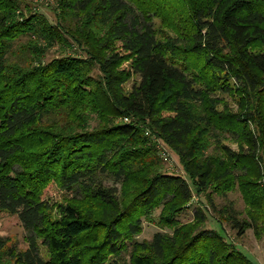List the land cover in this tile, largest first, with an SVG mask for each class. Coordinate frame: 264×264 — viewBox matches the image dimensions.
<instances>
[{
    "label": "trees",
    "instance_id": "obj_1",
    "mask_svg": "<svg viewBox=\"0 0 264 264\" xmlns=\"http://www.w3.org/2000/svg\"><path fill=\"white\" fill-rule=\"evenodd\" d=\"M55 11L51 23L0 0V212L27 243L0 236V264H254L205 226L203 206L177 216L203 194L237 236L264 228V0H56ZM50 184L60 200L43 197ZM235 190L243 212L215 203ZM158 207L171 232L138 241Z\"/></svg>",
    "mask_w": 264,
    "mask_h": 264
},
{
    "label": "rangeland",
    "instance_id": "obj_2",
    "mask_svg": "<svg viewBox=\"0 0 264 264\" xmlns=\"http://www.w3.org/2000/svg\"><path fill=\"white\" fill-rule=\"evenodd\" d=\"M30 3V6L46 16V18L51 22L56 21V0H26ZM155 26L161 28V22L159 19H155ZM68 53H73L67 51ZM77 53V52H76ZM80 53V52H78ZM61 49L55 45L47 50L44 59L45 61L50 60L55 56L61 55ZM97 72V71H96ZM226 101L230 106L235 108L234 101L225 96ZM95 122H92L94 124ZM225 143L231 148L236 149V143L226 140ZM161 148V147H160ZM164 160V170L168 172L180 173L181 169L177 162L176 156L168 149H166V157ZM264 184V182H263ZM61 190L57 188L54 184H50L44 191L43 197L52 200L61 199ZM231 200L234 203L236 209L244 211L245 203L239 191H230L226 197L215 196L214 201L217 205L224 204L226 201ZM203 206L206 211L207 220L205 226L207 228H213L218 230L222 236L228 241L232 242L243 254L246 255L254 264H264V228L260 234H255L252 228L247 229L243 236H237L236 230L231 229L230 225L226 224L224 221H220L219 215L214 213L211 208L206 203L205 196L194 195L191 203L185 208L178 216V220L182 223L192 220L193 211L195 207ZM160 212V207L154 209L150 213V217L153 219L152 222L142 219V230L135 236L138 241L143 239H150L155 232L167 231L171 232L168 228H160L156 224L157 216ZM241 217H245L242 213ZM25 230L17 218L16 215H10L5 212H0V236L7 239V246H13L18 250H23L27 247L25 241ZM43 251V250H42ZM44 255V252H42Z\"/></svg>",
    "mask_w": 264,
    "mask_h": 264
},
{
    "label": "built area",
    "instance_id": "obj_3",
    "mask_svg": "<svg viewBox=\"0 0 264 264\" xmlns=\"http://www.w3.org/2000/svg\"><path fill=\"white\" fill-rule=\"evenodd\" d=\"M124 120L125 121H128V119L127 118H124ZM146 133H148V131L146 132ZM161 146H159V152H160V155L163 157V158H165L166 157V149L164 148V147H161Z\"/></svg>",
    "mask_w": 264,
    "mask_h": 264
}]
</instances>
